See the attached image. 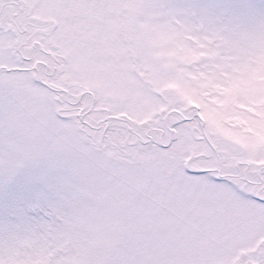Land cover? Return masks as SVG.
I'll return each instance as SVG.
<instances>
[{"label": "snow or ice", "instance_id": "1", "mask_svg": "<svg viewBox=\"0 0 264 264\" xmlns=\"http://www.w3.org/2000/svg\"><path fill=\"white\" fill-rule=\"evenodd\" d=\"M0 264H264V0H0Z\"/></svg>", "mask_w": 264, "mask_h": 264}]
</instances>
